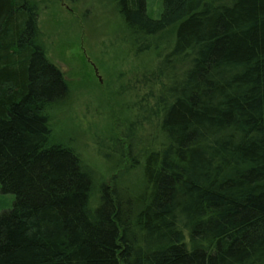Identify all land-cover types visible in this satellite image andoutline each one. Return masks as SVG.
Instances as JSON below:
<instances>
[{
  "label": "trees",
  "instance_id": "16d2710c",
  "mask_svg": "<svg viewBox=\"0 0 264 264\" xmlns=\"http://www.w3.org/2000/svg\"><path fill=\"white\" fill-rule=\"evenodd\" d=\"M110 1L136 54L164 50L97 181L52 136L71 88L37 1L0 0V264H264V0Z\"/></svg>",
  "mask_w": 264,
  "mask_h": 264
},
{
  "label": "rangeland",
  "instance_id": "374dc122",
  "mask_svg": "<svg viewBox=\"0 0 264 264\" xmlns=\"http://www.w3.org/2000/svg\"><path fill=\"white\" fill-rule=\"evenodd\" d=\"M36 1L47 54L71 88L68 104L52 114V136L73 144L97 181L108 180L117 169L111 170L113 162L99 148L120 135L117 123L130 118L129 102L138 93L135 78L157 62L164 48L136 54L110 0ZM161 6L162 0H146L150 16L157 17ZM123 176L132 185L141 182L139 168ZM12 199L0 191V209Z\"/></svg>",
  "mask_w": 264,
  "mask_h": 264
}]
</instances>
